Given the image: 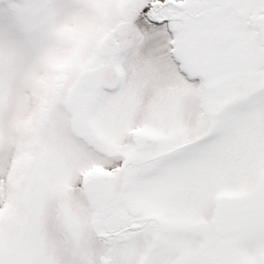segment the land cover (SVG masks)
Here are the masks:
<instances>
[{"label": "snow or ice", "instance_id": "1", "mask_svg": "<svg viewBox=\"0 0 264 264\" xmlns=\"http://www.w3.org/2000/svg\"><path fill=\"white\" fill-rule=\"evenodd\" d=\"M0 264H264V0H0Z\"/></svg>", "mask_w": 264, "mask_h": 264}]
</instances>
